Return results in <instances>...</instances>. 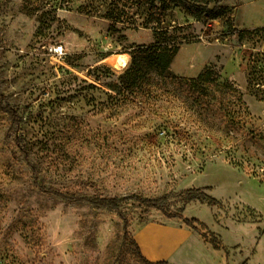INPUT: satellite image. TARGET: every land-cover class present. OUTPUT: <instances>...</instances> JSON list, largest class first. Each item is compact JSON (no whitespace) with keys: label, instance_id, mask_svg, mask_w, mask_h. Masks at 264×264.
Segmentation results:
<instances>
[{"label":"rangeland","instance_id":"1","mask_svg":"<svg viewBox=\"0 0 264 264\" xmlns=\"http://www.w3.org/2000/svg\"><path fill=\"white\" fill-rule=\"evenodd\" d=\"M220 6L223 17L195 20L125 0H0V264H136L126 238L169 220L146 200L264 264V103L246 80L252 56L264 68V32L242 41L229 32L264 29V0ZM157 32L168 48L178 43L169 75L210 68L238 91L240 110L216 99L233 121L218 107L194 111L175 85L124 89L129 51ZM124 54L126 67L115 68ZM188 189L220 204L186 203Z\"/></svg>","mask_w":264,"mask_h":264},{"label":"trees","instance_id":"2","mask_svg":"<svg viewBox=\"0 0 264 264\" xmlns=\"http://www.w3.org/2000/svg\"><path fill=\"white\" fill-rule=\"evenodd\" d=\"M137 7L144 5L148 7L151 15L157 17H163L170 7H178L184 9L188 15L195 20H212L223 17L226 13V9L220 6L221 0H125ZM230 28V33L238 40L242 41L247 35L256 33L257 31L264 32V29H257L254 31H248L246 29L238 30ZM164 36V33L157 32L154 36L155 42L153 45L144 47H132L129 51L130 64L127 67L125 73L121 76V83L127 92L137 91L141 89H147L149 86H156V88L164 93H169V85L178 86L182 92H186V95L191 99V106L194 107V111L202 112V110H208L213 112L215 108L223 110L224 120L233 121L230 118L229 111L223 108V103H216V99L224 98L225 103H229V100L234 99L238 109H242L243 103L241 95L238 91L228 82L220 84L217 81V75L210 68H205L199 73L196 78H181L173 75H169V65L172 62L175 52L178 47V43L173 41L172 46L169 48L163 45L164 39L160 37ZM251 62L253 67L247 72L246 80L248 87L250 88V94H252L256 101L264 103V91L259 89V86L264 83L263 69L258 68V64H262V61L255 56H252ZM219 106H221L219 108ZM197 109V110H196ZM199 112V113H200ZM201 114V113H200ZM234 165V163H231ZM249 172V171H248ZM45 190V189H44ZM51 194L56 195L58 192L54 189L46 190ZM184 202L197 201L201 204L205 203L208 206H217L219 201L204 195L200 189H188L181 193ZM117 201L114 200H98L97 204L105 208L115 210ZM146 204L149 208L161 211L169 220L178 218L186 227L193 229L201 238V240L211 246L215 251L220 249L224 250L222 241L219 237L210 232L208 228L200 223L195 218L185 219L180 215H168L163 211L162 200H146ZM126 238V237H125ZM127 239V240H126ZM127 243L132 246L130 257L136 264H169L166 261L150 262L143 258L138 245L134 239L126 238ZM226 253V252H225Z\"/></svg>","mask_w":264,"mask_h":264},{"label":"crops","instance_id":"3","mask_svg":"<svg viewBox=\"0 0 264 264\" xmlns=\"http://www.w3.org/2000/svg\"><path fill=\"white\" fill-rule=\"evenodd\" d=\"M263 237L264 230L262 242L264 241ZM133 239L138 245L142 257L150 262L166 261L169 264H252L249 257L246 258V255L242 258L235 256L239 252L240 244L227 245L223 243L224 250L215 251L209 244L203 242L193 229L186 227L177 219L145 223L136 228ZM252 253H254L253 250Z\"/></svg>","mask_w":264,"mask_h":264},{"label":"bare ground","instance_id":"4","mask_svg":"<svg viewBox=\"0 0 264 264\" xmlns=\"http://www.w3.org/2000/svg\"><path fill=\"white\" fill-rule=\"evenodd\" d=\"M128 61H129L128 54L117 55L112 59V64L117 69H123L126 67Z\"/></svg>","mask_w":264,"mask_h":264},{"label":"built area","instance_id":"5","mask_svg":"<svg viewBox=\"0 0 264 264\" xmlns=\"http://www.w3.org/2000/svg\"><path fill=\"white\" fill-rule=\"evenodd\" d=\"M62 51H63V49H62V46L61 45H57V46H54L53 47V52L55 54H57V55L62 54Z\"/></svg>","mask_w":264,"mask_h":264}]
</instances>
